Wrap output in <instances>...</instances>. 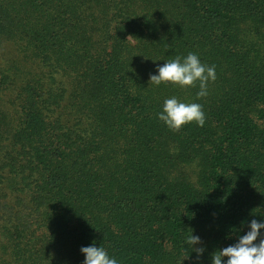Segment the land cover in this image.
<instances>
[{"label":"trees","instance_id":"obj_1","mask_svg":"<svg viewBox=\"0 0 264 264\" xmlns=\"http://www.w3.org/2000/svg\"><path fill=\"white\" fill-rule=\"evenodd\" d=\"M190 52L215 66L206 97L149 83ZM172 96L204 126L159 120ZM251 219L264 0H0V264H82L93 243L119 264H196L192 230L211 264Z\"/></svg>","mask_w":264,"mask_h":264},{"label":"clouds","instance_id":"obj_2","mask_svg":"<svg viewBox=\"0 0 264 264\" xmlns=\"http://www.w3.org/2000/svg\"><path fill=\"white\" fill-rule=\"evenodd\" d=\"M215 80V66L205 65L197 54L190 52L184 57L177 56L165 61L163 65H157L156 73L150 75L149 83L155 86L172 84L180 88H191L199 82V90L196 92V97L199 99L208 95V84ZM157 115L158 119L173 131H179L182 126L192 122L199 127L205 124L202 104L184 102L176 96L166 98L162 111ZM245 227L247 231H244ZM234 231L235 242L218 251L215 250L211 254V264H264V219L242 221L241 227ZM185 246L190 249V253H195L194 261L198 264L206 251L202 238L194 235L192 230L185 237ZM80 251L84 255L82 264H119L115 256L110 255L104 247L96 246L95 243L82 246Z\"/></svg>","mask_w":264,"mask_h":264}]
</instances>
